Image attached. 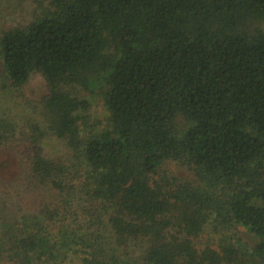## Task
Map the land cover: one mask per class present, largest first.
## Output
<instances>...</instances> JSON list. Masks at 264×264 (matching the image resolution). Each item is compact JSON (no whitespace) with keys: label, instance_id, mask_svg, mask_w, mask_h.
<instances>
[{"label":"trees","instance_id":"trees-1","mask_svg":"<svg viewBox=\"0 0 264 264\" xmlns=\"http://www.w3.org/2000/svg\"><path fill=\"white\" fill-rule=\"evenodd\" d=\"M9 1L0 95L30 114L0 112V149L24 165L14 190L0 185V255L264 264V0ZM37 74L47 91L34 100ZM51 137L66 155L46 150ZM28 195L37 207L4 208Z\"/></svg>","mask_w":264,"mask_h":264},{"label":"rangeland","instance_id":"rangeland-1","mask_svg":"<svg viewBox=\"0 0 264 264\" xmlns=\"http://www.w3.org/2000/svg\"><path fill=\"white\" fill-rule=\"evenodd\" d=\"M7 4H14V1L4 0ZM2 6V5H1ZM5 14H3L4 16ZM0 16L2 14L0 13ZM47 91V85L45 79L37 74L35 75L29 84L27 85L26 92L29 98L38 100L40 99ZM91 100L94 104V114L98 117H101L104 114L103 107L101 102L96 96H90ZM0 112L7 113L11 115H15L16 117H23L30 114V111L22 107L17 101L9 99L5 96L0 95ZM46 150L55 155V156H64L67 151L62 142L57 140L55 137L49 138L44 144ZM23 159L21 155L11 147H4L0 149V185L3 188L14 190L17 185L19 178L22 174L23 170ZM171 171L175 172L177 175L181 176L184 179H192L194 178L193 172L185 166H182L177 163H170L168 167ZM6 202L4 208H10V212L16 211V215L22 214L26 209L30 210L37 207V203L39 205L40 201L37 199V195H28L26 197V201H18L17 198L12 197V200L3 201ZM72 220L77 218V210L76 204L74 207ZM7 211V210H6ZM6 213V212H5ZM76 221V220H75ZM243 240L248 245H253L255 243L256 238L253 237L249 232L242 229L241 230ZM130 257L133 260H138L140 258V252L133 248L130 253ZM0 264H15L7 261L4 254L0 255Z\"/></svg>","mask_w":264,"mask_h":264}]
</instances>
